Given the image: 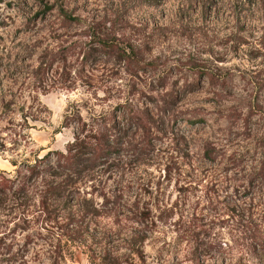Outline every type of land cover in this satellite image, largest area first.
<instances>
[{
  "label": "rangeland",
  "instance_id": "rangeland-1",
  "mask_svg": "<svg viewBox=\"0 0 264 264\" xmlns=\"http://www.w3.org/2000/svg\"><path fill=\"white\" fill-rule=\"evenodd\" d=\"M76 115L110 154L50 218L1 204L0 264H264V0H0V175Z\"/></svg>",
  "mask_w": 264,
  "mask_h": 264
},
{
  "label": "trees",
  "instance_id": "trees-1",
  "mask_svg": "<svg viewBox=\"0 0 264 264\" xmlns=\"http://www.w3.org/2000/svg\"><path fill=\"white\" fill-rule=\"evenodd\" d=\"M106 48L108 47L101 51L104 56L111 58L115 51L110 47L109 49ZM118 56L130 66V58L124 51L118 50ZM75 117L78 124L76 131L79 130L72 141L66 144L64 152L53 153L54 161L47 162V155H45L42 158H36L34 163L24 167L23 171H16L14 177L0 175V205L6 203L12 206L16 205L13 209L2 210L7 211L5 216H12L10 221H14L16 218L18 221H24L29 215H33L30 212L25 213L24 209H18L16 201L25 202L33 199L32 189L37 182L40 183L41 188L37 195L39 198L38 206L41 210H39V214L50 218L49 215L53 212L56 204L74 197V186L79 182V179L99 168L102 160L110 154L109 149H107L108 139L105 128L101 124L102 128L97 127L94 123L86 124L79 116L76 115ZM67 118L66 116L65 119ZM135 122H138L137 119ZM135 124L137 125V123ZM47 163L50 164L48 167H39ZM10 221L1 224L0 228H4L5 231L11 230L8 226ZM9 253L10 251H7L3 254L8 255ZM17 254L18 251L14 253L15 256Z\"/></svg>",
  "mask_w": 264,
  "mask_h": 264
}]
</instances>
